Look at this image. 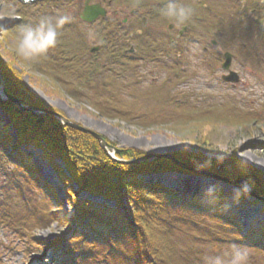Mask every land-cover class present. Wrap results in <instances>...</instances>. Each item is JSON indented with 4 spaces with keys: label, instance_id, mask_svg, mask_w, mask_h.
Segmentation results:
<instances>
[{
    "label": "rangeland",
    "instance_id": "1",
    "mask_svg": "<svg viewBox=\"0 0 264 264\" xmlns=\"http://www.w3.org/2000/svg\"><path fill=\"white\" fill-rule=\"evenodd\" d=\"M65 8L53 7V0H35L28 4L21 0H2L0 34L6 30L15 32L20 25H35L44 16H59L65 13ZM250 8L251 4L242 3L241 0H235L232 5L231 2L217 3L216 32L206 31V12L202 11L201 32L194 36L200 42L195 49H138L133 61H118L117 58L95 63L90 60L89 51L92 47L98 49V44L108 51L123 45L112 37L103 43L106 33L113 29L111 26L105 24L103 28L104 24H101L99 27L104 32L99 33L98 25L88 27L75 20L60 30L55 48L50 49L44 57L25 61L15 53L16 40L8 38L5 41L3 35H0V55L6 63L17 62L14 68L21 73L26 88L52 109L51 112L116 143L119 148L135 149L145 156L172 155L173 162L179 153L203 154L215 160H227L234 155L262 174L264 179V121H259L264 119V54L261 58L254 55L259 49V37H255L254 26L246 21ZM81 9L82 6H73V11L79 12ZM262 9L264 19V7ZM211 40L217 41L219 48L209 49L206 53L203 48L209 47ZM260 41L263 48L262 38ZM243 45H247L248 49H244ZM225 52L235 57L231 70L240 79L236 86L222 79L227 75L221 68ZM104 55L102 52L100 57ZM55 56L69 59L68 62L61 61L62 58L60 62L57 61L66 82L81 85L79 80L90 79L80 89L82 94L94 97L98 105L103 104L101 107H108L112 113L124 114L130 122L101 116L83 95L79 96L80 101L73 99L64 86H55L42 72L34 70V67L42 68L41 64H46L45 57L49 59ZM104 62L106 71L102 69ZM71 72H76L77 77L70 76ZM3 85L4 81L0 79V89ZM0 98L4 99L2 93ZM1 99L0 122L8 125L9 119L1 109ZM198 115H226L238 123L243 119H247V122L237 127L220 124L208 128L185 126L181 130L172 129L173 123H183ZM11 137L4 150H11L15 145L16 137L14 134ZM207 139L211 149L214 146L211 151L201 146ZM23 150L31 159V169H34L35 175L29 178L26 172L25 184H16L10 178L12 165L8 164L9 170L2 169L0 165V205L15 216L29 218L26 228L33 230L35 239L31 243H23L0 223V264H57L61 251L56 252L55 249L64 248L65 239L70 237L74 225L71 228L54 221L45 222L43 218L48 210L63 209L69 213L73 210L66 200L67 190L52 162L38 149ZM9 155L8 151L5 156ZM146 182L164 184L184 197L203 191L214 192L219 188L227 196V208L224 206V210L235 216L237 236L229 232L228 226L227 230L225 225L214 219L188 211L177 212L178 230L174 233L173 244L191 264H212L216 255L232 245L247 248L248 264H264V250L238 242L250 229L264 222V212L247 198L245 201L236 199L239 190L235 186L221 183L216 187V181L207 175L171 174Z\"/></svg>",
    "mask_w": 264,
    "mask_h": 264
},
{
    "label": "trees",
    "instance_id": "2",
    "mask_svg": "<svg viewBox=\"0 0 264 264\" xmlns=\"http://www.w3.org/2000/svg\"><path fill=\"white\" fill-rule=\"evenodd\" d=\"M17 31L6 30L0 35H3L5 41L8 38L16 40ZM262 41L264 42V36ZM45 58L46 64L42 63V68L34 67V70L42 72L55 86H64L68 95L80 101L79 96L83 95L80 89L90 79L85 81L82 78L79 80L81 85H71V81L66 82L63 79L65 75L61 74L62 71L57 65L60 58L63 62H68L69 59L56 56ZM14 63L17 62H4L0 55V79L4 81L9 96L25 106L53 111L26 88L21 73L14 68ZM64 73L69 76L66 71ZM75 73L71 72L70 76L76 78L78 74ZM70 86L72 87L69 88ZM83 96L101 116L130 122L124 114L112 113L108 107H101L103 104L98 105L95 98L89 94ZM1 109L9 119L8 125L0 122L1 168L9 170L8 164L12 165L10 178L16 184H25V173L31 178L35 171L31 169V159L23 149L35 148L56 167L67 190L66 200L73 212L69 213L63 209L48 210L43 218L45 222L54 221L71 228L74 225L70 237L65 239L64 248L55 249L56 252L61 251L57 264H92L91 261L100 264H191L187 257L179 254L173 244L174 233L178 230V211H188L193 215L214 219L226 228L228 226L229 232L237 236L232 215L224 210L228 201L222 188L184 197L164 184L147 183L151 178L171 174L193 176L196 174L189 170L193 169L212 175L213 178H208L216 181V187L219 183L231 185L246 181L255 192L256 198L245 194L240 190V186L235 185L239 190L236 199L245 201L246 198H251L252 203L260 205L264 212V202L259 200L264 198L262 174L242 163L234 155L227 160H215L203 154H176L175 160L183 167L164 158L139 164H121L112 160L93 137L63 126L52 116L23 113L9 102L2 103ZM245 122L247 119L238 123L226 115H201L193 116L183 123H173L172 129L181 130L185 126L208 128L220 124L237 127ZM13 134L16 137L15 145L11 150H4L7 141L11 142ZM208 140H204L201 146L211 151L214 146L211 144V149ZM106 141L116 149V157L119 160L129 162L145 156L141 151L119 148L116 143L107 139ZM8 151L10 155L5 156ZM85 196L89 198H84ZM90 198L102 203H96ZM1 206L0 223L23 243H31L35 237L33 230L26 228L29 218L15 216L9 209ZM238 242L264 250V222L250 229Z\"/></svg>",
    "mask_w": 264,
    "mask_h": 264
},
{
    "label": "flooded vegetation",
    "instance_id": "3",
    "mask_svg": "<svg viewBox=\"0 0 264 264\" xmlns=\"http://www.w3.org/2000/svg\"><path fill=\"white\" fill-rule=\"evenodd\" d=\"M235 0H176L177 3L190 8V19L182 24L178 25L168 18L161 15V9L169 2V0H53V7L58 9V6H65L62 16L69 17L70 21H77L83 23L88 27H98L101 24L111 26L113 29H109L108 33L103 39L107 41L109 37H112L115 41H118L121 46L119 49H105L102 44H98L96 47L98 50L92 54L91 49L89 51V59L93 62L117 60L118 61H133L134 56L137 54L138 49H195L199 46L198 40L194 39L195 35H199L201 32V13L204 14V20L206 21L207 32H216V4L220 5L224 3H234ZM239 1V0H238ZM242 3L251 4V8L248 10L246 21L251 23L254 27L255 37L258 38V48L261 47L260 38L264 35L263 19V7L264 0H241ZM74 3V4H73ZM82 6L81 11H73V6ZM86 8H97L98 12H105V16H97L92 22H85L82 20L83 12ZM54 10V8H53ZM59 15V16H61ZM54 16V15H53ZM192 18V19H191ZM68 27V26H66ZM264 27V25H263ZM104 32L99 27V33ZM113 32V33H112ZM194 39L192 41L188 39ZM193 42V43H192ZM100 48V49H99ZM133 49L134 54L128 55L126 52L129 49ZM219 48V43L215 40H211L209 47H204L206 52L209 49ZM244 49H248L247 45H243ZM67 50V49H61ZM104 52V56L100 57ZM109 56V57H108ZM133 56V58H132ZM180 54L178 57L180 58ZM111 64L115 65V62ZM106 63L102 64L103 71H106Z\"/></svg>",
    "mask_w": 264,
    "mask_h": 264
},
{
    "label": "clouds",
    "instance_id": "4",
    "mask_svg": "<svg viewBox=\"0 0 264 264\" xmlns=\"http://www.w3.org/2000/svg\"><path fill=\"white\" fill-rule=\"evenodd\" d=\"M191 11L190 8L177 3L176 0H169L161 9V15L178 25H182L190 19ZM69 22L67 16H44L35 25H20L15 41L16 55L25 61L46 56L50 49L55 48L60 30ZM248 261L249 252L247 248L232 245L216 255L212 259V264H248Z\"/></svg>",
    "mask_w": 264,
    "mask_h": 264
},
{
    "label": "water",
    "instance_id": "5",
    "mask_svg": "<svg viewBox=\"0 0 264 264\" xmlns=\"http://www.w3.org/2000/svg\"><path fill=\"white\" fill-rule=\"evenodd\" d=\"M105 12H98L97 8H86L83 16L81 17L82 20L86 21V22H92L95 17L97 16H105ZM95 51V49L93 50V52ZM134 52L132 49L129 51V53ZM224 58H225V62L222 66L223 70L225 71H230L231 65H232V60H233V56L230 53H225L224 54ZM224 81L228 82V83H233V84H237L239 83V76L234 73V72H230L229 76H226L223 78ZM0 93H2L3 98L1 99V102L5 103V102H10L12 104H14L15 106L18 107V109L23 112V113H30V114H34L36 116H41V115H49V116H53L54 118H56L62 125L67 126L73 130L79 131L83 134L89 135L91 137H93L95 140L98 141L101 149L114 161L121 163V164H139V163H143L147 160H151V159H160V158H164V159H169L174 161V158L172 155L170 156H166V157H159V156H154V155H146L143 156L142 158L138 159V160H134V161H122V160H118L115 157V153H116V149L112 148L107 141L100 135H98L97 133L87 130L83 127H80L79 125H77L76 123H72L71 121H69L67 118L57 114V113H53L51 111L45 110V109H40V108H36V107H29V106H25L23 105L20 101H18L15 98H12L11 96H9V94L6 92L4 85L2 86V88L0 89ZM176 162V161H175ZM178 165H180L178 162H176ZM181 167H183L182 165H180ZM192 172L196 173V174H202V175H209L205 172H201L198 170H193V169H189ZM237 185H241L242 187H244L245 185H247L246 181H242V182H238V183H234ZM249 194L251 196H256V194L250 189L249 190ZM262 201H264V198H261Z\"/></svg>",
    "mask_w": 264,
    "mask_h": 264
}]
</instances>
